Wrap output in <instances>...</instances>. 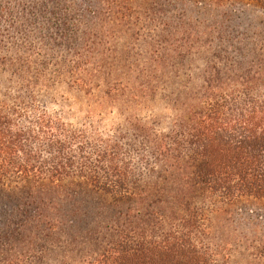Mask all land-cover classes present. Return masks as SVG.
I'll return each instance as SVG.
<instances>
[{"label": "trees", "instance_id": "trees-1", "mask_svg": "<svg viewBox=\"0 0 264 264\" xmlns=\"http://www.w3.org/2000/svg\"><path fill=\"white\" fill-rule=\"evenodd\" d=\"M247 1L264 9V0ZM133 2L100 0L102 10L123 23L138 15ZM92 9L90 5L86 12L97 20L99 13ZM206 9L200 8L204 15ZM0 13L1 22L4 14H15L6 0L0 3ZM196 23L195 29L178 32L175 45L186 51L197 41L215 40L220 45L219 52H211L216 62L207 63L201 76L180 81L178 95L171 100L175 114L163 130L138 114L162 88L155 76L165 67L158 51H153L148 76L125 84L102 77V44L111 33L94 27L68 40L71 45L65 52L79 57L63 69L68 81L85 91L99 109L125 100L128 111L123 123L103 132L91 120L95 112L76 124L63 112L42 107L37 90L47 87L41 78L50 63L38 64L22 55L19 41L12 42L9 56L10 49L2 45L8 37L0 32V48L6 50L0 55V184L32 185L21 195L16 194L20 188L0 187V264H223L220 247L210 241L212 217L227 214L244 198L264 201V46L241 47L260 32L230 38L225 29ZM12 28L17 35L23 33L19 23L13 22ZM32 34L29 31L34 38ZM59 36L57 44H66V33ZM239 41V47H233ZM103 87L104 97L92 92ZM84 184L119 205H83L80 215V205L66 212L59 206L60 195L51 194L67 185ZM23 195L31 205L42 206L28 215L19 208ZM100 207L115 212L110 221L116 219L106 225L110 239L100 253L59 261L40 243L64 233L63 228H88Z\"/></svg>", "mask_w": 264, "mask_h": 264}, {"label": "rangeland", "instance_id": "rangeland-1", "mask_svg": "<svg viewBox=\"0 0 264 264\" xmlns=\"http://www.w3.org/2000/svg\"><path fill=\"white\" fill-rule=\"evenodd\" d=\"M194 2H199V6H193ZM6 4L15 12L12 17L4 14L3 21H0V32L5 31L4 34L8 37L2 44L10 49L8 55L13 56L12 42L19 41L23 48L22 55L31 56L38 64L50 63L45 77L41 78L47 87L41 85L37 90L40 105L50 111L63 112L68 121L76 124H82L90 111L95 112L91 120L103 132H107L112 126L121 125L124 120L123 114H126L128 108L123 103L125 100L121 98L116 105L99 109L85 91L68 81L70 76L63 71L64 67L72 66L79 60L78 56L71 54L72 52L70 54L65 52L67 46L71 45L68 42L71 36L78 33L82 36L83 32L93 31L94 27L111 33L107 39V36L104 38L102 44L105 50L102 56L104 59L100 64L104 69L102 77H112L111 81L116 79L125 84L147 77L155 58L153 51L160 53L165 67L155 72V76L162 88L152 102L146 104L144 106L146 108L138 114L150 122H156L157 128L162 130L170 126L175 114L171 100L178 95L180 81L201 76L202 69L207 63L216 62L211 52H219L220 47L215 40L207 43L203 39L204 41H197L192 49L183 51L179 45H175V41L180 39L178 32L188 27L195 29L196 22H199V26L225 29L230 38L232 34L234 37L240 34L242 38L243 33L252 35L254 32H260L259 37L253 36L254 43H251L253 41L251 40L243 43L241 47L248 46V49H251L254 44L255 48L264 46V9L247 0H134L133 5L138 15L131 18V21L126 19L128 23L116 21L115 16L110 15L104 8L102 10L100 0V6H97V0H6ZM90 5L93 7L92 12L99 13L97 20L91 13L86 12ZM199 7L207 8L204 11L205 15ZM13 22L22 25L24 34L17 35V32L11 29ZM114 23L118 27L115 28ZM76 30V34L71 33ZM29 31L33 33L34 38L30 37ZM61 33H66L64 38L66 44L58 45ZM27 36L29 38L25 39ZM101 38L103 39V36ZM242 41L235 43L233 47L238 48ZM75 43L74 40L72 44ZM77 45L78 43L74 47ZM223 45L227 50L231 49L228 43ZM89 46L93 47V43L90 42ZM27 48L33 51L30 53ZM5 53L6 50L0 48V55ZM251 59L253 58L249 57L248 60ZM37 68L43 75V69L40 66ZM2 77L0 76L1 80ZM37 77L39 78L38 75ZM106 89L94 88L92 92L94 95L104 97ZM4 187L2 188L6 191L20 188L16 194L21 195L24 194L22 190L30 192L32 185L19 182ZM51 194L53 197L60 195L59 206L65 207L66 212L70 207L76 209L80 205L78 211L80 215L84 211L83 205H119L102 191L87 184L67 185L51 191ZM68 195L70 199L66 198ZM23 198L24 202L19 208L29 211L28 215L42 206L31 205V200L26 199L25 195ZM234 205L227 214L213 216L208 224L212 245L220 247L219 253L223 264H258V261L264 264V252L261 253L264 249V201L244 198ZM97 209L98 215L89 220L88 228L80 225L76 228H63L64 233H57L50 241L44 240L40 243L49 247L51 254L59 261L71 256L79 260V257L100 253L110 239V235L106 233V225H112L116 219L110 221L115 212L110 214L107 208ZM64 219L67 220V217ZM83 223L80 220L78 224ZM261 257L262 260L259 259Z\"/></svg>", "mask_w": 264, "mask_h": 264}]
</instances>
